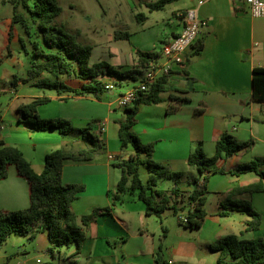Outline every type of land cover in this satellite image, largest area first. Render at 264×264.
Instances as JSON below:
<instances>
[{"label": "crops", "instance_id": "0c3cea01", "mask_svg": "<svg viewBox=\"0 0 264 264\" xmlns=\"http://www.w3.org/2000/svg\"><path fill=\"white\" fill-rule=\"evenodd\" d=\"M129 1L134 9H141V6L146 8V11L135 12L136 20L141 24L155 15L170 26V30H165L158 41L156 36H150L144 30L137 39L136 35L129 33L128 39L123 40L109 34L108 50L104 49L98 60L93 61L92 49L89 63H99L104 59L119 72L138 71L135 74L137 80L105 76L101 80L105 84L110 83L113 88L101 94L99 99L93 96H67L61 100L55 91L41 90L30 84L17 92V88L23 85L22 80L17 81L18 85L11 84V87L2 85L3 92L13 91L15 97L4 110L0 106V140L7 146L18 148L36 173L42 171L47 153L61 148L70 140L78 141V134L62 136L57 130L35 131L23 122L18 107L35 98H47L48 102L36 107L35 113L39 118L65 119L75 129L88 126L90 132L104 143V149L97 152L91 161H68L63 165L62 183L84 187L71 203V211L84 238L78 254L75 255L76 245H70L62 247L55 258L45 252L46 261L54 264H157L156 255L160 252L158 264H217V253L210 246L219 239L236 235L241 239L264 240V192L249 196L235 194L231 198L249 200L260 215V224L255 230L243 232L245 223L250 220L244 212L230 211L224 216L219 214L222 210L219 205L221 200L234 190L259 180L254 172L236 176L228 171L255 157L264 158V100L253 99L251 85L253 69L264 67V18L251 17L244 0H188L186 4L178 3L181 0H171L159 8L152 7L158 0ZM200 1L203 3L199 4ZM190 8L197 10L199 18L207 21V26L200 30L196 41L185 51L182 65H172L161 93L163 102L141 105L132 131L141 142L154 143L153 160L170 167L172 171L184 173L180 187L185 191L196 188V185L188 183V178L194 179L196 173L186 160L197 142H202L208 157L215 154L216 142L224 132L239 141L253 143L246 151L216 161L215 168L225 172L209 176L204 204L207 215L200 228L193 230L183 227L179 223V216L170 211L162 214L164 216L170 212L173 216L172 219L164 217V223L162 216L147 215L137 192L126 191L120 194L119 201L112 200L121 177V169L115 165L126 160L133 152L130 146L124 149L120 147L118 122L125 119L126 112L117 108L116 101L122 93L137 86L146 72L147 67L139 66L137 51L154 54L149 64L166 63L160 53L161 46L181 32V15ZM12 17V7L0 16V24L3 23L2 27L5 28L0 33L6 49L4 55L0 51V63L9 57L13 62L12 51L5 42ZM14 35L10 45L14 40L21 39L22 35L26 37L16 25ZM26 39L30 42V38ZM200 39L203 41L202 50L198 55L191 56L194 45ZM24 52L28 57V70L34 58L30 49L27 51L25 48ZM13 74V70H5L3 75L0 74V81L13 77ZM61 80L72 86L81 82L75 76H63ZM115 88H119L118 96L112 98ZM197 109H201V112L197 113ZM168 181H160L158 188L164 189L160 186L165 182L167 189H170L172 182L166 183ZM28 206V183L10 167L7 177L0 180V210L17 211ZM93 211H96V216L84 226L82 216ZM185 215L181 213L180 217ZM41 234L47 236L46 231ZM47 241L45 250L50 245L48 236ZM62 249L65 250L63 253ZM37 260L34 263L28 261L27 264H41Z\"/></svg>", "mask_w": 264, "mask_h": 264}, {"label": "trees", "instance_id": "16d2710c", "mask_svg": "<svg viewBox=\"0 0 264 264\" xmlns=\"http://www.w3.org/2000/svg\"><path fill=\"white\" fill-rule=\"evenodd\" d=\"M13 17L5 42L9 48L14 35V25L19 24L25 36L31 41V55L34 61L27 70L24 83L41 90L55 91L61 100L67 96H99L106 90L101 80L105 76L130 78L136 81L138 71L128 70L119 72L107 62L90 64L92 46L78 42L79 33L71 34L54 20L61 13L56 0H10ZM171 0H158L152 7H162ZM18 7L23 11L18 12ZM34 29V31H32ZM127 32H115V39H128ZM25 50V44L22 42ZM203 47L202 39L194 45L191 56L198 55ZM136 57L140 68L146 67L154 57L149 52L137 51ZM78 77L81 82L72 86L61 78ZM168 75L159 77L150 85L146 94L138 92L133 104L125 109L126 116L119 121L118 138L122 149L130 146L132 154L126 160L115 166L121 169V177L116 185V195L113 202L119 201L120 194L126 191L137 192V197L145 206L147 215L161 217L166 211L179 216V223L187 229H198L202 225L206 211L204 204L208 194L206 182L212 174L224 173L217 170L215 163L218 159H227L241 151L251 148L252 142L239 141L231 134L224 132L216 142L215 154L206 156L202 142H197L187 157V165L195 170L196 177L188 178L189 184L196 185L192 191L182 190V172L172 171L170 167L153 160L154 143L141 142L132 131L135 116L141 105H152L163 102L161 93L165 89ZM13 78L16 77L13 75ZM252 97L264 100V67L254 68L252 71ZM184 101L185 99H179ZM48 102L47 98H35L18 107L23 122L35 131L57 130L62 136L78 134V141L70 140L61 148L45 155L44 166L40 173H36L22 152L12 146L5 145L0 140V180L8 175V169L13 167L16 174L28 183L29 206L23 210H0V246L12 234L29 235L33 238L36 232H47L50 245L45 252L55 258L62 247L76 245L75 255L79 253L84 233L77 226L71 203L83 191L84 187L77 184L62 183V168L65 162H88L97 152L104 149V143L90 132V127L75 129L65 119H41L35 113L38 105ZM197 113L201 109L196 110ZM144 167L147 172L146 182L143 183L139 169ZM254 172L259 180L251 185L238 188L231 195L221 200V216L230 211L244 212L250 220L245 223L243 232L255 230L260 224V215L252 208L249 200H234L233 195H251L264 192V158L255 157L247 163L237 165L228 171L231 175ZM172 182L170 189L158 188L160 181ZM198 180H201L198 184ZM186 212V222L180 220V214ZM96 216V211L82 216L84 226ZM163 234L166 230L163 228ZM210 248L217 253V264H264V240L262 238L241 239L236 235H227L212 244ZM160 250V249H159ZM157 264L160 263V252L156 255ZM44 264H54L46 261Z\"/></svg>", "mask_w": 264, "mask_h": 264}, {"label": "rangeland", "instance_id": "374dc122", "mask_svg": "<svg viewBox=\"0 0 264 264\" xmlns=\"http://www.w3.org/2000/svg\"><path fill=\"white\" fill-rule=\"evenodd\" d=\"M57 4L61 8V13L55 18L54 22L57 25H62L65 30L71 34L79 33L77 38L78 42L88 44L92 46L93 55L92 60L96 61L99 58V54L107 48L109 43V34L115 32L126 31L133 36L142 34L143 30L150 36H156V40L162 38V34L165 30H170V26H167L160 17L152 15L148 22L141 24L136 20L135 12L138 10L146 11L144 6L141 9H134L128 2L129 0H56ZM188 0H181L178 3L186 4ZM8 4V5H7ZM12 7L10 0H0V16L7 12L8 8ZM18 12L23 11L21 7H18ZM2 31L5 28L0 24ZM15 26V25H14ZM18 30L23 29L19 24H16ZM34 31V29H32ZM22 40H24L25 48L27 51L31 49V41L35 40V35L31 36L30 42H27L26 37L22 35L21 39L14 40L10 46L12 51L13 62L9 58H5L0 63V74H4L5 70H13L14 76L7 77L0 81V106L1 110L7 107V104L15 97L13 91L3 92L1 90L2 85L11 87V84H16L17 81H23L27 77L28 57L25 55V50L22 47ZM123 40V39H122ZM3 55L6 53L4 48V37L0 33V51ZM108 50V48L106 49ZM101 55V54H100ZM108 58V54H106ZM104 58V57H103ZM104 60V59H103ZM102 60V61H103ZM105 61H108L105 58ZM21 83L23 85L17 88V92L22 87L29 85V83ZM124 90V89H122ZM121 90V91H122ZM119 88H115L114 96L117 98ZM117 105V104H116ZM118 108V107H117ZM121 109V108H119ZM123 110V109H121ZM140 178L143 183L146 182L147 172L144 167L139 169ZM170 181L166 182L169 183ZM161 188L167 189L168 186L163 182ZM185 215V213H183ZM172 219L173 216L170 212H167L162 216L164 223L165 218ZM157 219V218H155ZM159 224V219L156 220ZM42 232H36L34 238H30L29 235L12 234L7 240L0 246V263L1 264H27L28 261L34 263L37 259L44 264L45 259V246L48 244L46 234ZM160 234L162 231L160 230ZM65 250L62 249L61 253ZM59 264H62L59 262Z\"/></svg>", "mask_w": 264, "mask_h": 264}, {"label": "built area", "instance_id": "2783aa9c", "mask_svg": "<svg viewBox=\"0 0 264 264\" xmlns=\"http://www.w3.org/2000/svg\"><path fill=\"white\" fill-rule=\"evenodd\" d=\"M248 7L249 14L253 18H264V0H244ZM200 1L199 4H202ZM182 18L181 32L168 39L161 46L160 53L166 59L163 65L154 63L148 64L146 72L143 75L139 84L122 93L117 101V107L125 110L130 107L138 92L146 94L151 84H153L159 77L168 75L171 71L172 65H182L184 62L185 51L193 45L201 29L207 26V21L200 19L195 8L187 9ZM106 91H110L113 86L110 83L104 86ZM102 130V129H101ZM109 158H113L110 156ZM180 220L186 222V217L181 216ZM37 262H40L37 260Z\"/></svg>", "mask_w": 264, "mask_h": 264}]
</instances>
